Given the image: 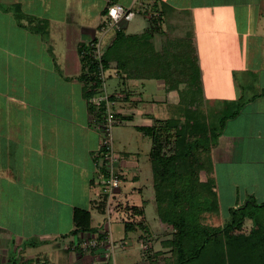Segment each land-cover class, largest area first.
Listing matches in <instances>:
<instances>
[{
  "label": "crops",
  "instance_id": "obj_1",
  "mask_svg": "<svg viewBox=\"0 0 264 264\" xmlns=\"http://www.w3.org/2000/svg\"><path fill=\"white\" fill-rule=\"evenodd\" d=\"M112 3L138 10L143 24L129 32L132 20L110 23L104 11ZM0 6L9 9L0 8V226L9 227L0 231V258L5 256L12 238L11 242L17 241L11 248L25 251L24 259L44 249L34 258L54 264L51 258L58 257L60 251L63 255L57 259H63L57 264H82L80 260L83 264H102L101 251L74 248L84 237L104 232L92 227V213L107 214L106 208L103 212L97 209L102 195L95 182L94 158L99 152L100 137L85 97V83L79 76L81 52L97 40L104 52L118 27L128 38L135 36L152 43L151 68L146 73L160 71L161 57L196 59L206 105H221L214 107L216 114L220 108L226 115L236 112L224 122L227 127L235 122L234 129L221 130L209 146L214 178L220 179L223 167L234 170L238 155V161L244 163L240 166L243 179L232 171L224 175L230 181L226 183L230 197L234 201L260 194L264 197V0H0ZM152 6L159 12L151 25ZM15 7L24 15L19 24L12 15ZM81 45L84 47L79 51ZM107 73L109 79L116 78L111 94L107 91L114 99L116 125L125 121L141 135L144 144L149 138L138 127L161 121L142 104L141 96L149 89L148 84L155 80L157 87L163 88L164 103L182 106L183 118L184 107L177 92L168 88L163 79L125 81L111 67ZM116 137L119 139L117 133ZM113 149L121 180L130 177L133 183H139L144 164L129 153L123 158L120 149ZM150 151L151 145L148 161ZM141 187L132 186L125 196L140 195ZM220 192L217 187L218 195ZM149 202L140 199L138 207L146 209ZM45 204H49L48 210ZM76 210L89 212L92 232L69 236L67 243L49 248L44 245L31 251L23 246L29 232L25 235V227L33 216L34 224L40 225L31 234H39L42 242L68 235L74 229ZM46 211L50 212L48 216ZM115 215L120 219L123 212ZM107 216L109 225L111 214ZM64 221L65 232L60 230ZM107 229L114 250L115 242L108 226ZM127 238L119 240L122 251L123 245H129ZM134 264L146 262L138 260Z\"/></svg>",
  "mask_w": 264,
  "mask_h": 264
},
{
  "label": "trees",
  "instance_id": "obj_2",
  "mask_svg": "<svg viewBox=\"0 0 264 264\" xmlns=\"http://www.w3.org/2000/svg\"><path fill=\"white\" fill-rule=\"evenodd\" d=\"M0 8L2 11L9 10L1 6ZM15 8L12 15L19 24L24 15L18 7ZM151 12L149 23L152 25L159 11L152 6ZM106 13L107 9L104 16ZM151 45L148 39L141 41L139 37H126L124 30L118 27L114 39L103 52L101 61L105 70L110 67L116 69L125 81L130 78L163 79L168 88L177 92L184 107L182 119L172 122L157 121L150 127H138L151 141L149 162L153 199L161 225L158 239L161 236L166 238L160 242V248L169 252V264H264V202L256 204L253 197H249L236 208H229L228 220L221 227L198 224V213L202 207L215 213L221 210L215 178L200 180V173L203 171H214L210 156L200 158L199 154L201 151H210L209 146L213 145V140L217 137L214 134L217 126L221 128L236 112L226 115L220 108V112L216 114L214 107H222L221 105H206L194 58L183 59L178 55L164 59L161 57L160 71L146 73L147 68H151L150 56L154 52ZM83 47L81 45L79 51ZM147 56L148 59L145 58ZM81 62L83 65L79 80L86 85L93 80L88 73L92 71L94 63L90 54L82 57ZM172 73L173 76L167 78ZM181 85L183 88L179 89ZM91 94V90H85L88 105ZM215 120H218V125H214ZM195 196L200 199L199 202ZM193 199L190 211L183 210V205ZM101 200L97 203V209L103 212L106 208V197L102 196ZM144 208L132 205L126 211L125 218L129 221L124 225L125 234L135 232L138 227L142 229V224L136 225L137 221L133 220L145 216ZM245 221H250L249 231L238 232ZM73 223L74 229L66 237L93 231L90 227V214L86 210H76ZM229 230H235L237 234L229 237L226 235ZM146 237L145 242L150 240L148 234ZM141 252L144 259L149 260V264H156V253Z\"/></svg>",
  "mask_w": 264,
  "mask_h": 264
},
{
  "label": "rangeland",
  "instance_id": "obj_3",
  "mask_svg": "<svg viewBox=\"0 0 264 264\" xmlns=\"http://www.w3.org/2000/svg\"><path fill=\"white\" fill-rule=\"evenodd\" d=\"M149 13H151V11H149ZM148 16V15H147ZM143 24V18L141 16L136 15L132 21L129 23V27L128 30L129 32L132 30H135V28L137 29V26H140ZM106 75L108 76V73L106 72ZM173 76V73L170 74L169 76H167V78ZM155 81V80H154ZM151 82V84H148L149 89H147V91H144V94L142 97L143 100H141L146 107L151 108L152 112H153V117L161 120V121H167V122H172L174 119H181L180 117L182 116V106L180 105H176V104H168V103H164L163 98L164 96H166V93L163 91V88H158L157 87V82ZM211 83V82H210ZM116 85V78L112 79L108 78L106 86H107V91L109 94H111V92L113 91L114 87ZM214 88V87H213ZM208 90V89H207ZM210 90V89H209ZM264 97V95H263ZM139 98V97H138ZM165 99V98H164ZM118 107V106H117ZM204 109V108H203ZM237 121V120H235ZM234 124L235 122H231L228 124L229 127L225 125L221 126V129L219 130V132H215V134H217L219 136L220 132L225 131L226 129L231 130L234 129ZM214 125H218V120L214 121ZM236 125V124H235ZM219 127V125H218ZM217 127V129H219ZM222 130V131H221ZM118 131V132H117ZM234 131V130H233ZM228 132V131H225ZM116 133L119 135V139L116 137ZM112 135L114 137V148L116 149H120L118 150V152H122L123 158H125L127 156V154L129 153L131 157H135V159H139V162L144 164L141 165L140 168L141 169V173H140V179H139V183H133L132 180L130 179V177H128V179L126 181H122V188H121V193L119 192L118 195L115 197L114 200L116 201H120L119 199L122 200V202H113L112 206H111V210L112 212H110L111 214V219L109 221V225H108V216L107 214H101V213H92V223L94 226H92L95 229H98L97 227H99V229L102 228V230H106L107 226L111 232L112 238L115 242L114 245V250L112 249V254L113 256L108 260L107 264H134L135 262H137L138 260L140 261H145L146 264H149V260L144 259V255L141 251H149L150 253H156V257L155 258L157 260L156 264H169V261L171 259V256L169 254V252L167 250H162V248H160V242H162L163 240H165L166 238H164L163 236H161L162 238L158 239V235L160 236V231H161V225L159 223V218H157V212L155 210V204L153 203V197H154V189L152 186V175H151V168H150V164L148 161V153L150 150V141L149 139L146 140V144H144L141 141V135L136 132L133 128L128 127L127 123L125 121H123V123L121 125H115L113 127L112 130ZM118 140H120V142H118ZM123 148V149H122ZM206 155H210V151H201L199 156L200 158ZM235 158L237 162H235V164L233 165L232 168H234V170H224L225 168L223 167V175H220V179L219 180H215L216 184H218V188L220 190H222V192L219 193L220 195V203H221V210L219 211V213H215L212 211H206L205 207H202L201 211H199L198 213V224L201 226H208V227H221L223 226L227 220H228V216H229V212L228 209L229 208H236L238 205L242 204L243 202H245L244 200L238 199L237 201H234L232 197H230L231 195H229L228 190L229 187L226 185V183L229 184V180L225 178L224 175L230 173V171H232L233 174L237 175L238 177H241L243 179V172L244 170L242 168H240V166L244 165V163L238 161V155H235ZM250 158V157H249ZM130 159V158H129ZM224 164V163H223ZM223 166H226V164H224ZM227 169V168H226ZM221 172V173H222ZM210 177H214L213 173H209V171H203L202 173H200V180H204L205 178H210ZM246 178V177H244ZM246 183H248V181H246ZM142 186L144 188L141 187V192L143 189V192L140 195H136L135 197H131L130 195H126L125 193L131 189L132 186ZM257 191V190H256ZM258 192V191H257ZM123 194V195H121ZM231 194V193H230ZM263 194L260 195H254L253 196V201H255L256 204H259L261 202H264V197H262ZM194 198H197V196H195ZM140 199L141 200H150V202L146 205V209L144 211V213H146V216L142 217L141 219L138 218L137 220H133V221H137V224L140 223V225L142 224V229L138 227V229L135 230V232L132 233H128L125 234L124 231V225L127 224V222L129 221L128 219H126V211L129 210L130 206H139L140 203ZM127 201V202H126ZM197 202L200 201V199L197 198L196 200ZM136 204H133L135 203ZM194 199L191 202H188L187 204L183 205V210H187L190 211L191 205H193ZM202 204V203H201ZM203 205V204H202ZM46 209H49V204H45ZM231 206V207H230ZM125 207V208H124ZM141 207V206H140ZM122 211L123 212V217L116 218L115 213ZM47 212V211H46ZM114 212V213H113ZM50 212H47L46 216L49 215ZM197 214V213H195ZM126 217V218H125ZM35 217L33 216L29 222H28V226L26 225L25 227V235L27 234V230L28 232V236L26 239V242L24 243L23 246H28V248L31 250V248H40L43 247L44 245L48 246H52V245H57L59 243H67L68 242V236L66 237L64 236H60L57 239H47L44 241H39L41 240L40 235H32L31 233H33V231H35V229L37 227H39V223L38 224H34L35 222ZM1 220V219H0ZM47 219H45L44 223L46 224ZM49 222V221H48ZM250 221H245L244 224L241 226V230L238 232H248L250 229ZM130 224V223H129ZM48 226H50V223L48 224ZM24 227V226H23ZM7 228L9 227H5V226H0V231L2 230H7ZM67 228V223L66 221H64V223L62 222V225L60 227V230H63V232H65ZM98 229V230H99ZM37 230H39V228H37ZM108 230V229H107ZM154 233V235H153ZM148 234V238L150 239L149 241L145 242V238H147ZM237 234V231H233V230H229L228 232H226V235L229 237H232L234 235ZM128 237L127 239L129 240V245L124 248L123 245V251L119 246V240H121L122 238ZM12 237V236H11ZM152 239V240H151ZM8 240V237H7ZM12 241V238H11ZM9 240V245L7 246V248H9L6 252H5V256L2 258H0V264H42V262H44V264H49V262L47 260H44L43 258L37 259L34 258L35 255H39V252H42L44 249L39 250L37 249V254L34 255V253L27 259V257H25L24 259V254L25 251H18V249L15 248L12 249L11 246L16 244L17 239H14L13 242H11ZM57 243V244H56ZM69 251L72 250L70 248V246L67 244ZM21 247V246H20ZM12 250V251H11ZM3 251V250H2ZM2 251H0V254L2 253ZM32 251V250H31ZM30 251V252H31ZM114 251V253H113ZM27 252V251H26ZM57 254L63 255L61 254V252H57ZM11 255V256H10ZM16 255V258L13 260V256ZM89 254H85L84 256L87 257ZM58 256V257H59ZM57 255H55L53 258H51L54 261V264L56 262L60 263L61 262V258H58ZM151 258V257H150ZM63 259V258H62ZM144 259V260H143ZM82 261L83 264V260H80L79 262ZM75 264L78 262H74ZM103 264V263H102Z\"/></svg>",
  "mask_w": 264,
  "mask_h": 264
},
{
  "label": "built area",
  "instance_id": "obj_4",
  "mask_svg": "<svg viewBox=\"0 0 264 264\" xmlns=\"http://www.w3.org/2000/svg\"><path fill=\"white\" fill-rule=\"evenodd\" d=\"M106 9V16L113 25H117L122 21H130L139 13L137 12L138 10L124 9L123 6L116 3L108 5ZM89 54L94 64L88 76L93 80L89 81L85 86L92 91L89 98V106L95 129L100 137L99 152L94 158L97 169L95 182L101 195L106 197L107 215H110V212H112L111 206L113 202H117L114 199L122 187L121 173L117 169L118 158L112 146V130L117 124V120L113 110L114 101L106 90L108 76L106 75L107 70H105L101 61L103 52L99 40L91 41L87 45V49L81 52V58ZM84 238L76 242L74 248L84 252L99 250L103 256L102 263L107 264L108 260L113 256L109 232L104 230L101 234Z\"/></svg>",
  "mask_w": 264,
  "mask_h": 264
},
{
  "label": "flooded vegetation",
  "instance_id": "obj_5",
  "mask_svg": "<svg viewBox=\"0 0 264 264\" xmlns=\"http://www.w3.org/2000/svg\"><path fill=\"white\" fill-rule=\"evenodd\" d=\"M42 264H44V262H42Z\"/></svg>",
  "mask_w": 264,
  "mask_h": 264
}]
</instances>
